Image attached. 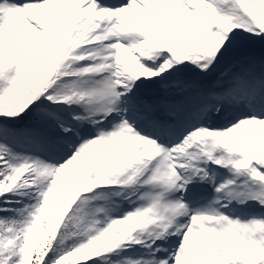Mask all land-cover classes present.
Instances as JSON below:
<instances>
[{
    "label": "snow or ice",
    "instance_id": "snow-or-ice-1",
    "mask_svg": "<svg viewBox=\"0 0 264 264\" xmlns=\"http://www.w3.org/2000/svg\"><path fill=\"white\" fill-rule=\"evenodd\" d=\"M0 264H264V0H0Z\"/></svg>",
    "mask_w": 264,
    "mask_h": 264
}]
</instances>
